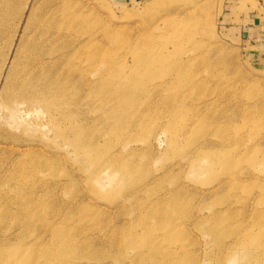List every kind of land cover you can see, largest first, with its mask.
<instances>
[{"label":"rangeland","instance_id":"374dc122","mask_svg":"<svg viewBox=\"0 0 264 264\" xmlns=\"http://www.w3.org/2000/svg\"><path fill=\"white\" fill-rule=\"evenodd\" d=\"M68 13L67 90L3 94ZM1 59L0 264H264V0H0Z\"/></svg>","mask_w":264,"mask_h":264},{"label":"bare ground","instance_id":"6f19581e","mask_svg":"<svg viewBox=\"0 0 264 264\" xmlns=\"http://www.w3.org/2000/svg\"><path fill=\"white\" fill-rule=\"evenodd\" d=\"M76 18L79 17L75 16L74 13L72 15L68 13L65 19L60 24H58V33L55 36L53 35V38L51 39V42L60 40L59 46L62 47L59 48L58 51H54L52 47L43 46L38 41H32V46L38 47L39 51L34 52L31 50L26 52L28 57L24 62V66L23 64L21 65V67L23 66L24 70H20V64L16 63V59L12 61L13 65L9 67L8 75L5 78V83L3 85V94L6 92V94L10 95L13 91L16 95V98H14L15 101L24 102L27 104H39V101L44 102L46 98L49 97L47 92L61 91L62 94L67 90L69 83H67V85H63L61 78H72L73 65H71V61L75 57H83L90 50L89 38L82 42L80 41L81 43H77L76 41L78 40L74 38L76 35H74L75 32L73 34L61 33L62 28L65 30L71 29L70 27L74 26L73 23L77 21ZM29 19L32 18L29 17ZM25 39L26 36L24 34L20 40L17 51L24 49V46L26 45ZM6 61V59H1L0 75L2 72V64ZM18 65L20 68H18ZM59 95L60 94L56 95L55 97ZM25 113L26 112H24V114ZM54 255L47 254V256H45V263L47 264V262H50Z\"/></svg>","mask_w":264,"mask_h":264}]
</instances>
